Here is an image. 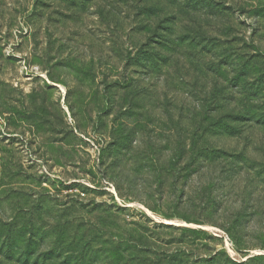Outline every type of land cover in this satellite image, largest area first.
<instances>
[{"label": "rangeland", "instance_id": "374dc122", "mask_svg": "<svg viewBox=\"0 0 264 264\" xmlns=\"http://www.w3.org/2000/svg\"><path fill=\"white\" fill-rule=\"evenodd\" d=\"M0 264H264V0H0Z\"/></svg>", "mask_w": 264, "mask_h": 264}]
</instances>
